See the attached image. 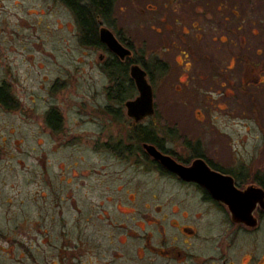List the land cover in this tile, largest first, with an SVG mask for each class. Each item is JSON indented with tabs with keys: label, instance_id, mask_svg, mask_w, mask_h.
I'll return each mask as SVG.
<instances>
[{
	"label": "flooded vegetation",
	"instance_id": "1",
	"mask_svg": "<svg viewBox=\"0 0 264 264\" xmlns=\"http://www.w3.org/2000/svg\"><path fill=\"white\" fill-rule=\"evenodd\" d=\"M174 2V22L159 19L166 31L152 26L160 48L140 54L114 31L131 54L122 59L104 42L100 47L103 69L116 70V93L137 89L131 75L136 64L154 92V113L141 120L127 113L131 122L120 129L111 152L124 161L137 155L128 163L153 172L162 186H134L130 176V188L108 198L116 216L103 213L107 223L97 225L93 239L80 231V264L87 258L95 264H264V17L246 16V0ZM119 72L123 80H117ZM160 82L175 83L178 100L195 111L157 112L154 88ZM46 124L54 132L62 128L56 107L46 112ZM146 144L186 168L195 166L194 178L168 169ZM166 181L180 190L168 195ZM80 221H88L83 209Z\"/></svg>",
	"mask_w": 264,
	"mask_h": 264
},
{
	"label": "rangeland",
	"instance_id": "2",
	"mask_svg": "<svg viewBox=\"0 0 264 264\" xmlns=\"http://www.w3.org/2000/svg\"><path fill=\"white\" fill-rule=\"evenodd\" d=\"M174 1L114 0L102 25L133 41L140 54L158 49L159 33L152 26L166 31L159 19L174 22L179 14ZM243 7L246 16L264 17V0H246ZM103 52L82 42L64 0H0V85L5 82L17 101L12 109L0 104V264H80V231L93 239L107 223L100 216L107 211L116 216L108 198L128 190L130 176L134 186L149 185L152 191L162 186L153 172L128 163L137 155L124 161L111 152L120 129L131 122L124 103L138 90L116 93V70L103 69ZM118 75L117 80L125 77ZM174 86L155 85L157 112L195 111L178 100ZM52 106L63 117L55 132L46 124ZM163 184L168 195L180 190ZM80 209L87 222L80 221ZM86 264L95 262L87 258Z\"/></svg>",
	"mask_w": 264,
	"mask_h": 264
},
{
	"label": "water",
	"instance_id": "3",
	"mask_svg": "<svg viewBox=\"0 0 264 264\" xmlns=\"http://www.w3.org/2000/svg\"><path fill=\"white\" fill-rule=\"evenodd\" d=\"M99 22H101V20H99ZM99 36L101 41L122 59H125L131 54L130 49L118 40L109 27L105 25L100 26ZM131 75L135 80L139 94L136 98L126 101L127 113L136 120H141L145 116L153 114L155 111L154 92L152 85L147 79L146 71L140 65L136 64L131 67ZM145 147L154 158L160 160L171 171L178 172L186 178H194L195 174L193 170L195 166L193 168H186L178 164L170 156L162 154L155 146L146 144ZM203 184L208 186L206 181L203 182Z\"/></svg>",
	"mask_w": 264,
	"mask_h": 264
},
{
	"label": "trees",
	"instance_id": "4",
	"mask_svg": "<svg viewBox=\"0 0 264 264\" xmlns=\"http://www.w3.org/2000/svg\"><path fill=\"white\" fill-rule=\"evenodd\" d=\"M113 3L114 0H67V5L75 14L84 44L103 46L99 36V19L109 17ZM0 104L10 109L17 105L11 88L5 82L0 85ZM48 117H51L50 113Z\"/></svg>",
	"mask_w": 264,
	"mask_h": 264
}]
</instances>
